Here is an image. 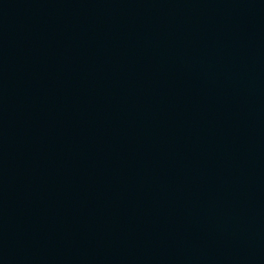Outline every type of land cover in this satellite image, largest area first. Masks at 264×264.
<instances>
[{"label":"water","instance_id":"water-1","mask_svg":"<svg viewBox=\"0 0 264 264\" xmlns=\"http://www.w3.org/2000/svg\"><path fill=\"white\" fill-rule=\"evenodd\" d=\"M0 264H264V0H0Z\"/></svg>","mask_w":264,"mask_h":264}]
</instances>
